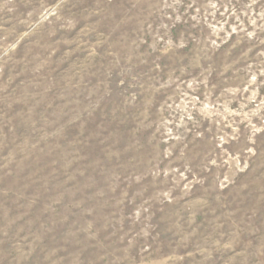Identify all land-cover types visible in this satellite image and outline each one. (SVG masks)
Instances as JSON below:
<instances>
[{
  "label": "rangeland",
  "instance_id": "374dc122",
  "mask_svg": "<svg viewBox=\"0 0 264 264\" xmlns=\"http://www.w3.org/2000/svg\"><path fill=\"white\" fill-rule=\"evenodd\" d=\"M0 264H264V0H0Z\"/></svg>",
  "mask_w": 264,
  "mask_h": 264
}]
</instances>
